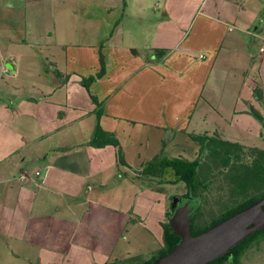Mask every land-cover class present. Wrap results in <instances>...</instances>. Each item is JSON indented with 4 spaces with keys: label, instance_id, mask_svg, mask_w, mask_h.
<instances>
[{
    "label": "crops",
    "instance_id": "1",
    "mask_svg": "<svg viewBox=\"0 0 264 264\" xmlns=\"http://www.w3.org/2000/svg\"><path fill=\"white\" fill-rule=\"evenodd\" d=\"M263 43L264 0H0V264L151 261L173 201L144 165L264 140Z\"/></svg>",
    "mask_w": 264,
    "mask_h": 264
},
{
    "label": "trees",
    "instance_id": "2",
    "mask_svg": "<svg viewBox=\"0 0 264 264\" xmlns=\"http://www.w3.org/2000/svg\"><path fill=\"white\" fill-rule=\"evenodd\" d=\"M101 67L99 71L83 79L87 90L90 84L101 78L106 72L104 57L100 55ZM257 97L261 98L259 91H256ZM92 100L96 105L97 125L93 137L89 144L95 147H104L113 145L117 147L118 158L120 162L125 163L121 144L113 133L105 131L99 119L104 114L103 102L99 101L95 95ZM253 115L262 121L261 114L254 108L251 109ZM193 140L199 145V153L195 160L190 161L183 157L170 158L160 153L152 160L148 161L141 173L157 182H167L163 180L165 175L174 176L178 182H184L187 188V199L193 197L195 202L193 211L190 213L191 230L193 235H197L211 226L215 225L229 215L246 208L258 199L264 196V149L243 145L239 142L230 141L222 138L219 134H191ZM219 173L215 172L219 168ZM231 202L230 205H223V210L217 213L209 206L213 195V188L224 189ZM173 196V203L179 200ZM172 212L168 213V216ZM165 229L164 247L149 262L139 264H153L154 260L165 255L181 240L174 232L170 222L163 223ZM264 240V228L247 237L237 246H235L230 255L221 256L208 264H242L241 258L255 244Z\"/></svg>",
    "mask_w": 264,
    "mask_h": 264
},
{
    "label": "water",
    "instance_id": "3",
    "mask_svg": "<svg viewBox=\"0 0 264 264\" xmlns=\"http://www.w3.org/2000/svg\"><path fill=\"white\" fill-rule=\"evenodd\" d=\"M177 201L172 205L169 222L181 240L153 264H208L230 255L235 246L264 228V196L197 235L191 230L192 201L181 205Z\"/></svg>",
    "mask_w": 264,
    "mask_h": 264
},
{
    "label": "rangeland",
    "instance_id": "4",
    "mask_svg": "<svg viewBox=\"0 0 264 264\" xmlns=\"http://www.w3.org/2000/svg\"><path fill=\"white\" fill-rule=\"evenodd\" d=\"M236 131L241 134H247V138L245 139V142H248L247 143L248 146L255 147V145H253V142H257V145L259 144V146H261L260 148H264V140H261L259 143L257 140H252L253 132L255 131H253V127H251V125L245 126V129H242L241 127H239L237 128ZM219 170H220V167L216 168L215 172L219 173ZM163 180L168 181V183L165 182L166 183L165 186L167 187V190H168L167 192L171 198H173V196H182L180 198L177 197L180 199V201L178 200L177 202L181 203V201L184 200L183 196L186 195L188 191L185 186V183L176 181L174 176L172 175H165L163 177ZM223 188L224 189H219L216 186L215 188H213V191H212L213 195L209 197L211 199L209 206H211V208H213V211L216 213L218 211L220 212L221 210H223L224 208L223 205L231 204L227 196L228 192H226L228 188L226 187V185H223ZM241 263L242 264H264V240L260 241V243L255 244L249 250H247V252L241 258Z\"/></svg>",
    "mask_w": 264,
    "mask_h": 264
},
{
    "label": "flooded vegetation",
    "instance_id": "5",
    "mask_svg": "<svg viewBox=\"0 0 264 264\" xmlns=\"http://www.w3.org/2000/svg\"><path fill=\"white\" fill-rule=\"evenodd\" d=\"M190 199H187L186 200V197H184L183 199V201H181V203L179 204V205H181L182 203H185V202H187V201H189V200H191L192 201V204L195 202V200L193 199V197H189Z\"/></svg>",
    "mask_w": 264,
    "mask_h": 264
},
{
    "label": "built area",
    "instance_id": "6",
    "mask_svg": "<svg viewBox=\"0 0 264 264\" xmlns=\"http://www.w3.org/2000/svg\"><path fill=\"white\" fill-rule=\"evenodd\" d=\"M260 52L262 53V54H264V43H263V45L260 47ZM38 172V171H37ZM39 173V172H38Z\"/></svg>",
    "mask_w": 264,
    "mask_h": 264
}]
</instances>
